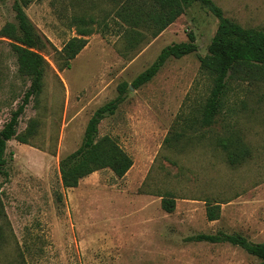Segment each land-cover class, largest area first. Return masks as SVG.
I'll use <instances>...</instances> for the list:
<instances>
[{"label": "rangeland", "instance_id": "obj_1", "mask_svg": "<svg viewBox=\"0 0 264 264\" xmlns=\"http://www.w3.org/2000/svg\"><path fill=\"white\" fill-rule=\"evenodd\" d=\"M212 1L241 26L264 28V0ZM12 2L3 4L6 14L0 21H14ZM112 7L110 0H29L25 7L49 41L42 50L48 65L41 93L28 100L17 125V132H22L34 120L33 134L27 143L7 141L6 175L0 187L5 212L0 219V264H88L90 258L97 263L101 257L106 264H138L130 252L131 239H141L140 233L148 229L156 249L175 243L182 230L167 232L162 224L180 222L175 213L183 212L184 202L193 206L189 220L196 232H240L250 241L264 242V80L229 79L215 122L200 126L191 117L199 115L210 81L199 70V58L207 51L217 18L193 2L156 37L127 47L108 12ZM77 16L103 19L108 27L101 33L97 22L90 25L87 44L68 68L60 70L55 50L84 28L74 22ZM188 32L194 34L197 50L167 58L147 83L128 87L114 113L98 124V136H111L132 158L129 170L117 177L103 168L77 186L64 188L58 162L80 145L94 110L113 99L118 84L130 83L163 47L186 41ZM28 85L17 75L9 41H0V125L21 103ZM232 134L249 149L236 165L229 164L215 139ZM165 194L174 199L171 212H159L154 202L149 204V196ZM250 198L252 202H244ZM205 203L220 206L219 218L211 225ZM258 217L262 223H257ZM200 248L208 249L210 257H225L217 264L233 257L230 248L238 250L229 260L233 264L259 261L228 242L203 241ZM215 249L220 251L217 257ZM160 261L155 254L154 264Z\"/></svg>", "mask_w": 264, "mask_h": 264}, {"label": "trees", "instance_id": "obj_2", "mask_svg": "<svg viewBox=\"0 0 264 264\" xmlns=\"http://www.w3.org/2000/svg\"><path fill=\"white\" fill-rule=\"evenodd\" d=\"M114 24L118 25L120 35L127 47H135L156 37L163 29L175 21L193 2L206 7L216 18L217 26L211 37L207 51L199 58V70L210 81V88L204 102L199 106L197 121L200 126H210L216 120L221 106L224 103L227 81L232 78H257L264 80V28L243 27L236 21L223 15L222 9L212 0H110ZM29 0H13L12 10L14 21H6L0 27V37L9 41L15 55L17 75L29 81L22 101L0 128V187L1 176L6 175L7 141L16 139L27 143L28 137L33 134L35 121L27 125L24 131L17 132L19 116L23 113L28 100L37 98L42 91L43 76L48 62L42 54L49 41L37 30L25 12ZM76 25L84 28L77 29L78 35L68 38L59 49L55 50L58 69L68 68L70 61L84 48L91 34V26L98 23V31L105 32L108 23L96 20L93 16L73 18ZM89 25V26H88ZM197 50L195 36L187 33V40L172 43L163 47L155 60L144 70L138 73L130 83L122 81L117 86V95L99 106L90 116L83 133L80 145L72 152L64 155L58 162L61 184L64 188L78 185L79 180L97 170L108 168L117 177H122L131 167L132 158L109 135L98 136V124L114 113L115 109L125 98L128 87L137 89L147 83L169 57L179 58ZM172 139H174V136ZM170 141V138L166 140ZM171 139V140H172ZM216 144L225 153L230 165L241 163L249 155V149L238 134L231 136L220 135ZM170 194L161 196V207L167 212L174 210V199ZM220 206L217 203H205V214L208 220L219 218ZM5 217L4 208L0 199V219ZM195 240L209 242L226 241L237 245L259 258L253 264H264V242H253L240 233H200L193 237ZM2 228L0 227V245L3 242ZM16 263V261L14 262Z\"/></svg>", "mask_w": 264, "mask_h": 264}, {"label": "crops", "instance_id": "obj_3", "mask_svg": "<svg viewBox=\"0 0 264 264\" xmlns=\"http://www.w3.org/2000/svg\"><path fill=\"white\" fill-rule=\"evenodd\" d=\"M4 3H7V0H0V13L2 12L0 14V18H2V14H6L5 9L2 10L3 9L2 6ZM4 23H5V21H0V27ZM5 40H7V39L0 37V41H5ZM15 108H12V109H15ZM9 116H10V114H9ZM8 118L6 120H4L3 123L5 121H7ZM3 123L0 125V128L2 127ZM151 196H149L151 199L149 204L154 202L157 205V209L159 212H165L160 207L161 206L160 205L161 204V196H152V197ZM253 199L254 198H250L249 201H244V202H252ZM238 200H242V199H238ZM232 203H233V201H232ZM192 207L193 206H189V202H184V205L182 207L183 212L178 214L177 210H176V213H175V214H177L176 218H178V220L180 222L162 224L163 229H165L167 232L170 230L173 231L174 229H181L182 230V232L178 233V236L176 238L175 243L171 244L169 241L161 249H159V250L156 249L154 247L153 241L149 238L150 232L148 231V229H146L144 232L140 233L142 236L141 239H139V240H136L133 238L131 239L130 252L133 255V258L136 257L138 264H154L155 254H159L161 256L160 264H210V262H214L215 264H217V262H221L223 260L225 261L224 256H220V258L210 257L209 255L211 253H209L210 251L208 249L202 250L200 247H201L202 242L204 240H195V239L191 238L197 234H200V233H198L199 231L196 232L195 224L189 220L190 210ZM251 218H252V220L254 219V217H251ZM259 218L260 217H258L257 223H262L263 220L262 219L260 220ZM212 221L214 222V221H216V219L215 220H208V224L211 225ZM136 225H138V224H136ZM255 227H258V226H256V225L254 226V228L252 229L253 230L252 234H254V231L256 229ZM183 230H185V231H183ZM228 234H230V233H228ZM241 234L243 235V233H241ZM222 242H226V241H221V242H216V243L221 244ZM222 249L225 251L224 248H222ZM230 249H231V253H232L231 255H233V257L229 258V260L234 258V256L236 255L235 252L238 253V250H236V248H230ZM204 252H206V253H204ZM207 253H209V254H207ZM212 253L215 255V257H217L220 254V251L215 249ZM81 257L83 259L84 255H81ZM90 259L92 261L88 264H106L105 260L102 261V257L98 258L97 263L94 259H92V258H90ZM90 259H87V261ZM229 260H227V262H225L224 264H233V261L231 260V262H230Z\"/></svg>", "mask_w": 264, "mask_h": 264}, {"label": "water", "instance_id": "obj_4", "mask_svg": "<svg viewBox=\"0 0 264 264\" xmlns=\"http://www.w3.org/2000/svg\"><path fill=\"white\" fill-rule=\"evenodd\" d=\"M130 88H132V87L130 86Z\"/></svg>", "mask_w": 264, "mask_h": 264}]
</instances>
